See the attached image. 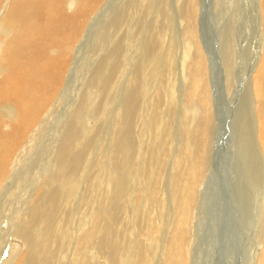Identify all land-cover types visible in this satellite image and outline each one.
<instances>
[{"label": "rangeland", "instance_id": "obj_1", "mask_svg": "<svg viewBox=\"0 0 264 264\" xmlns=\"http://www.w3.org/2000/svg\"><path fill=\"white\" fill-rule=\"evenodd\" d=\"M13 1L14 0H4L3 5L0 8V15H2L3 9L5 7H8V5H11ZM223 1L225 2V4ZM103 2H99L98 3L99 6L96 4L94 8H92V11L90 10L87 13L88 15L87 14L85 15V21H86L85 24H87L85 25L87 28L85 30L91 33H89L90 35L88 34L87 36L88 39L86 40L85 48L79 49L80 51L79 50L77 51V49H75L77 53L75 51L74 56L70 62L71 65L69 66V73L67 75L68 79L70 78L69 79L70 88H69L67 101L63 103L58 101L56 107L53 109V115L48 123L49 125L46 124V126L42 127L41 129L39 128V130L37 131L38 133L34 134L35 146L33 145L30 148L31 143L29 141L27 144L21 147L20 151H22L23 153L19 151V154L21 153L20 154L21 156L19 155L20 160L24 158L23 156L29 155V157L23 162H21L19 166H22L25 163L27 164V162L29 161H32V166H30L29 164V167L31 168L28 167L27 169L26 182H24L23 185L20 186L21 188L19 187V189L21 190L17 191L15 196H10V197L6 196L5 199L3 200V205L0 208V213H1L0 262H3L5 260L9 264H19L17 263L19 259L33 254V247L27 244L28 242H26L27 236H25V238L20 237V239L17 238L16 236H13L15 232L13 223L14 221H16L15 220L16 217L20 218L21 213H23L22 216L24 217V213L27 211V207L29 206L28 207L29 209L30 206L34 204L35 194L37 195L39 192H42L49 188V185L47 187L46 184H48L50 179L53 180V182H56L55 185L58 188L61 187L60 184L62 185V183L65 182V181L61 182L62 174L57 165V158L55 155H57V152L60 146L62 145V142L67 137V135H65L67 134L66 133L67 130H69L71 127L75 128L74 136H72L71 138V144H73L72 149L74 153L73 156L72 153H70L69 158L71 159V158H75L78 155H82V161H81V166H78L79 167L77 170L78 172L76 171L75 176L73 175L74 177H71L67 171L65 173L66 175L65 179L66 182H69L68 184L69 187H71V182L73 181L76 182L77 185L75 188L77 189L75 190L78 196H77V200L73 204L74 206H70L72 209L68 206L64 207L65 211H62L64 214L60 212L56 217L57 220L54 222V226L56 227V228L54 227L56 229V233H57V228L59 229V238L57 242L51 241L50 243L51 245H49V249L50 250L56 249L54 261L55 263L57 262V264H73L74 261L76 260L79 261L80 256L76 253L77 247L75 246L78 240H80L79 238L83 235V233L87 231L93 224L95 210L98 207H101L99 205L100 203L102 204L105 203V206L110 210L118 207L117 200H119L120 197L117 195V189L115 187L116 185H114L113 187L108 186L107 189L105 188V186L99 189L100 187H98L99 185L97 184V182H93L95 180L91 182V178L89 177L92 176L93 174L97 175L98 177L100 171L102 177L107 176L109 174L108 170H110L111 167L110 166L111 160L112 161L114 159L116 160V158L118 157L117 154L113 155L116 149L118 151V147L123 148L124 150L126 149L125 150L126 153L132 152L129 155V159H130L129 161L130 162L133 161L132 163L136 164L135 166H132L133 169L140 168V165H143L141 154L142 151L144 150L147 151L146 154H147L148 166H146V169H148L149 171H151L149 168L153 169L152 166L154 165L155 162H157L156 165H159L158 163L165 161V159L169 156L172 145L170 144V142L172 143V140L171 138L169 139V137L171 136L172 133L171 130H173V123L175 126H177L176 124L182 120L181 118L183 116V115L181 116V112L179 111L174 114L175 104L173 103H175L174 102L175 100L173 99L174 96L171 90H173V88H176L178 84L180 85L187 84L192 79L194 74L192 68H196V64H197V57H196L197 53L196 51H194L195 46L192 42H189L185 37L187 24L185 19L182 20L183 18L180 12V9L183 11L187 9V7L185 6L187 1L186 0H117V2L113 3V0H106L105 1L106 5L104 6L105 13H104L103 21L97 24L96 16L100 12L98 10H100V7L103 5L102 4ZM212 2H213L212 4H215V7L212 8L211 6L210 11L212 13L209 12V8H207L209 6L208 4L206 5L207 7H204L203 9V12H205L204 10L206 9L208 10L206 14L208 17L205 21L206 25H204V21H201L202 24L201 30L203 29L201 33L202 42L204 40V45L208 47L207 43L205 42L209 36V33H211L213 41L210 42V45L211 47L213 46L214 50L215 49L217 50V55L213 57V61H214L212 63L213 66L211 65L213 68H211L210 66L211 68L210 76L212 81L214 82V84L212 82L213 84L212 89L214 88V90L216 91V93L213 91L214 94L211 93V99L213 97V101H215V113H214V108L212 106V111H213L212 115L214 118V123L212 125V128L210 124L212 134H211V138L208 139L209 140L208 144L210 145H207L210 149L209 160L211 163V168L207 169L208 172L205 173L206 177L203 179V182L205 183L201 188L200 195L197 196L198 199H196L197 200L196 202L197 203L199 202V204L195 202V204L193 205L194 208L192 207L190 213L189 258H190V263L192 264H210V263L211 264H230V263L242 264V260L244 261L243 264H257L261 256V253L263 251L262 247L264 248V237H262L264 234L263 231L264 230V216H263L264 190L260 192L264 187V178H263L264 167L262 165L264 164V162L262 157L263 154L261 152L262 150L260 149V158L258 155L259 151L257 152L258 142L256 140L257 139L256 137L258 132L257 131L258 122H257V115L255 112L257 109L256 106L257 100H254L255 95H252L254 94L253 92L254 90L252 88L253 86L251 85L253 81L252 79L253 75L255 74L258 68L257 66H259V63H261L262 50L261 47L258 49V47L255 46L256 41H255L254 33L256 32L255 29L256 25H255V11L253 10L254 7L252 0H227V2L225 0H215V1L213 0ZM143 3L146 4L144 5ZM83 5H85V0L82 2L81 5L74 7L76 11L75 9L69 7H68V11L71 9L70 12L75 11L76 15H78L77 11H79ZM109 5H111L110 11L106 12L107 11L106 9H108ZM95 11H97L98 13ZM174 12L175 13L177 12V14L174 15L175 14ZM5 16L6 13H4L1 17L4 18ZM79 17L80 15L77 16V18ZM200 19L203 20L204 18H201L200 15ZM92 22H95L96 24L94 23L92 24ZM88 27L90 28L88 29ZM100 27H101V31L99 30ZM227 29H229L228 30L229 32L230 30L231 32L233 31L235 36H237L233 46L234 48H232L234 58L233 60H230L231 61L230 66L226 65L225 58L223 57L224 53L223 51H221L222 46L226 45L227 43L226 39L228 40ZM144 34H145L144 44L146 43V45L143 46L142 48L141 39ZM215 34L218 37L216 38V41H214ZM219 36H221L222 39ZM175 42L178 44H176ZM190 45L192 46L191 49H190L191 47ZM0 51H1L0 53L2 54L1 49ZM258 51H260V53H258ZM6 57L9 56L6 55ZM257 57L258 59L260 57V60H257ZM130 68L135 69L132 70L135 71V77L132 79H130L131 78ZM227 68H232L228 81H227L228 79ZM154 69L161 70L157 78L154 79L155 77L149 76L147 80H144L142 76L144 70L147 72L150 71L151 73L154 72L153 71ZM188 76L191 77L189 78ZM94 81H96V83ZM174 84L176 87H174ZM157 92L163 95L166 98V99L164 98V101L165 100L169 101V104L166 105L165 103L163 105L162 114H159L158 118H156L155 116L156 111H154V117H155L153 121L154 123L153 122L150 123L148 117H146L147 111L143 110L144 106L142 107L143 105L142 102L147 97L148 100L150 99L152 100V98H154ZM210 92H211V85H210ZM176 97H179L178 93L175 95L174 98ZM254 102L256 103L255 105H253ZM11 105L9 109H11L13 114H15L18 111V108L14 104ZM191 105L192 108H195L196 110L198 109V111L200 110L199 103L194 102V105L193 104ZM252 106H255V109L254 107L252 108ZM13 107L15 111H13L14 110ZM251 108L252 110L254 109L253 112L251 111ZM227 112H229V114ZM251 113L254 114L252 115ZM251 115L253 116V118L254 117L256 118L252 119ZM177 116L180 119H178ZM163 117H165L167 120L164 119ZM221 118L222 120H220ZM161 119L166 122H163L162 124ZM154 124L156 125L154 126ZM182 124L183 123L181 122V125ZM121 125L125 128L124 134H122V136L119 134L120 131L119 126ZM186 126L187 127L185 129L187 131L191 130V124L189 120L186 123ZM162 127L165 129H163ZM5 129H8V127H6ZM160 132H162L163 134ZM159 133L162 134L163 136H161ZM209 136H210V132H208L207 134V137ZM183 137H184L183 140L182 141L180 140V142L179 139L175 138L174 144L179 147L182 144V142L185 141L184 139H186L185 133H183ZM61 140L63 141L60 142ZM121 143H125V144L121 145L120 147ZM128 144L129 147L127 146ZM251 146L252 149L250 148ZM53 147L54 150H52ZM210 147H212L213 149ZM77 150L81 153H79ZM124 150L122 151V155L125 157ZM51 151H54V153L53 152L51 153ZM102 151L107 153V157L105 156L100 158L101 157L100 152ZM159 151H163L165 155L164 158L161 159V157H159L162 153L161 152L159 154ZM193 151H194V146L191 143H189L188 153H192ZM240 151L241 153H239ZM77 152L78 154H76ZM153 157L154 159H152ZM126 159H128V157ZM100 160L102 162L99 164L98 161ZM105 160L106 163L104 164ZM168 160L169 161L166 163L167 167H165L164 170L163 192L161 194L162 196L161 195H160L161 197L159 196V198L161 199L160 203L153 204L151 206V209L149 210L150 215L151 216L153 215L152 217L156 218L155 221L158 224L161 223V232H162V233L160 232L158 236L159 238L158 237L153 238L154 241L150 239L148 242H146V244H148L147 245L148 249H150L149 252L150 257L152 256L151 257L152 264L160 263L163 257L162 245L165 248L164 244H167L168 243L167 241L170 240L171 227L176 218L177 203L175 201V198L171 196L173 194V190H172L173 182L171 181V176L176 171V169H178L179 171L181 167L176 168L177 165L175 164V158L172 157V155L169 156ZM97 164L100 165L99 167L101 170L98 169L99 167ZM261 165L262 168L260 167ZM95 166H97L98 168H96ZM81 171L83 172L85 171L86 177H81V175L79 176V174H83L81 173ZM127 171L130 172L131 170L129 169ZM242 171L244 173H242ZM181 175L183 177L184 175L183 172L181 173ZM130 176L134 177L135 175L132 174ZM167 177L169 179H167ZM144 180L145 178H143L140 181L139 177L133 180H131L130 177L128 178V181L130 182L131 185V189L132 191L134 189L135 192L133 191L131 198L127 199V202L121 203L122 208L119 213V217L121 219L120 221L121 226L119 227L118 230L119 232H121L122 235L121 239L123 240V238L126 237L127 235L128 236L131 235L130 236L131 238L130 237L124 238L126 240L125 243L129 242L135 244L136 249H138L143 245L142 241L138 238L139 237V233L137 232L138 227L137 225H135V221L138 219V216L140 215L139 214L140 204L142 202V197H143L141 192V190H143V187H141L143 186V183L141 182ZM260 180L261 182L263 181L262 182L263 185L260 184L261 183ZM231 181H235L234 187L237 181L238 187L235 188L239 190V192H243V194L241 195L242 199H244L243 202L247 201L245 209L242 211V218H243L242 231L241 232L238 231L239 238H235L234 242H232V240L237 234L235 233L233 234V230L231 229L232 227L229 226V224L236 223V218L233 219L232 215L229 214L228 199L226 197V193L228 192L231 193L230 190L232 189L234 190V187H232L231 183H229ZM134 182L136 185L134 184ZM138 185L141 186L139 187ZM41 187H44V190ZM261 187L262 189H260ZM18 194L20 196L22 195L24 199L22 198V196L21 197L18 196ZM33 194L34 196L32 198L31 196ZM95 197L97 199L101 197L99 203L95 202L96 200ZM13 199H15L16 201ZM105 200L107 203L105 202ZM26 201L28 202V204ZM84 205H86L87 207ZM24 208L26 210H24ZM196 208H199V210ZM91 209L94 211H92ZM76 211L78 215L76 214ZM81 214H83L84 217ZM79 215L81 216V218L83 217L82 218L83 220L79 217ZM159 216H161V220L163 222L158 219ZM71 218L72 219L74 218V220H72ZM50 220L52 219L49 218L45 223L49 224L51 222ZM62 222L64 223L62 224ZM208 222H210L209 224L212 227H210ZM213 222L215 223V225ZM67 223L70 224L72 227H70V225L67 226L68 225ZM199 226L201 228H199ZM69 227H70V231L67 230ZM103 227L105 228L106 224H104ZM227 227L228 228L231 227L229 228L230 231H228L229 229ZM114 228L116 229L115 226ZM115 229H113V232L116 235L117 231ZM120 229H123V231L122 230L120 231ZM11 230L14 231L12 232ZM74 231L76 234L74 233ZM35 233L41 235V230H35ZM65 234L74 235L71 236L69 240H66V241H70L67 244H64L62 240ZM114 234L112 235L113 238H115ZM260 235L263 240H260L259 238ZM230 236L232 237L230 238ZM162 237L165 239V241H163L164 239ZM127 239L129 241H127ZM60 240L61 242H59ZM102 241L99 240L94 242L93 245H95L96 243L95 248L92 245L91 249L88 251L89 254L88 256L90 258H93L92 262L95 264H104V263L110 264L111 262H109L107 259H104L103 255L99 253L100 249L103 248ZM56 243H58L57 246H55ZM231 243L233 245H231ZM153 244L155 246H153ZM26 245H28L27 248ZM39 246H40V252L43 253L44 251H41L42 248L41 244ZM98 246L101 248H99ZM97 247L99 250L97 249ZM193 247L197 249L194 250ZM108 248L112 249L114 248V245L110 243L108 244ZM233 249L234 250L236 249L235 251L236 253H238V255L237 254L234 255L232 259V257H230L231 255L229 254V252L230 250ZM155 255L158 256L157 260ZM213 256H216V258L215 257L212 258ZM248 258L250 260H248Z\"/></svg>", "mask_w": 264, "mask_h": 264}, {"label": "bare ground", "instance_id": "obj_2", "mask_svg": "<svg viewBox=\"0 0 264 264\" xmlns=\"http://www.w3.org/2000/svg\"><path fill=\"white\" fill-rule=\"evenodd\" d=\"M83 1L84 0H14L11 5L7 4L8 7H5L3 9L2 15L4 13H6V16L4 18H2L1 17L2 15H0V49L2 50V54L0 53V188H1L0 189V208L3 205V200L5 199L6 196L7 197L15 196L17 191L21 190V189H19V187L21 185H23L24 182H26L27 169L29 167V164H30V166H32V161H29V162H27V164L25 163L22 166H19V164L21 162H23L24 160H26L29 157V155H25V156H23L24 158H22L20 160V156H21L20 154L21 153L19 154V151H20L21 147H23L29 141L31 143L30 148L33 145L35 146L34 134L38 133L37 131L39 130V128L41 129L42 127L46 126V124L49 123V121L53 115V109L56 107L57 102L59 101V102L63 103L65 101H67L69 88H70L69 87V83H70L69 79L70 78L68 79V77H67V75L69 73V66L71 65L70 62H71V60L74 56V53L76 51L75 49H77V51H78L79 49L85 48L86 40L88 39L87 36L89 33H91V32H87V30H85V29H87L85 26V25H87V24H85L86 23L85 15L90 10L92 11V8H94V6L96 4L98 5L99 2H103L104 0H85V5H83L81 7L82 9L80 8V10L77 11V14L80 15V17L77 18L78 15H76V13H75L76 9L74 7L81 5ZM105 1L102 3L103 5L100 7V10H98L100 12L98 13L97 11H95L98 13V15L96 16L97 18L94 16L96 18L97 24L103 21V17H104V13H105L104 6L106 5ZM186 1L187 2H186L185 6L187 7V9L185 11L180 9V12H181V16L183 18L182 20L185 19L186 24H187L186 25V31H185V37L189 42H192L195 46L194 51H196V53H197V56H196L197 57V64H196V68H192L193 66L191 67L194 71L192 79L185 85L182 84L184 81L181 83L182 85L178 84L177 87L174 84V87H176V88H173V90H171L174 97L177 93L179 94V97H176V98L173 97V99L175 100L174 101L175 103H173V104H175L174 105V114L179 111V112H181V116L182 115L183 116L181 118L182 119L181 121H179L177 124L175 122V124L177 126H175L173 123V130H171L172 133H171V136L169 137V139L171 138V140H172V143L170 142V144H172V145H171L169 156L172 155V157L175 158V164L178 166V167L176 166V168H179V167H181V168L179 171H178V169L175 168L176 171L171 176V181L173 182V184H172L173 194L171 196H173L175 198V201L177 203L176 218L172 224V227L170 226L171 227L170 240L167 241L168 242L167 244H164L165 248L162 245L163 257H162L159 264H192V263H190V258H189L190 213H191L192 207L194 208L193 205L197 201L196 200V199H198L197 196L200 195L201 188L203 187V185L205 183V182H203V179L206 177L205 173L208 172L207 171L208 168H211V163L209 160L210 149L207 145H210V144H208L209 143L208 139L211 138V134H212L211 128H212V125L214 123V118L212 115V112H213L212 106L214 108V113H215V101H213V97L211 99V93L214 94V92L216 93V91L214 90V88L212 89L214 82L212 81L211 76H210V69L213 68L212 67L213 66L212 63L214 62L213 57L215 55H217V50L216 49L214 50L213 46L211 47V45H210V42L213 41L211 33H209V36L205 42V43H207L208 47H206L204 45V40L202 42V34L201 33H202L203 29L201 30V26H202L201 21H204V25H206L205 21L208 17L206 15L208 10L205 8L206 10H204L205 12H203L204 7H207L206 5L208 4L209 6L207 8H209V12H211L210 11L211 6L213 8V7H215V4H212L213 0H210V2H209V0H186ZM225 1L227 2V0H225ZM252 1H253L252 2L253 7H254L253 10L255 11V25H256V28H255L256 32L254 33L255 34V41H256L255 46L258 47V49L261 47L262 57H261V63H259V66H257L258 68H257L255 74L253 75V78H252L253 81H252L251 86H253L252 88L254 90L253 91L254 94H252V95H255L254 100H257V104L255 102L253 103V105L256 104V106H257V109L255 111L256 115H257V122H258V126H257L258 132H257V137H256L257 138L256 140L258 142L257 152L259 151L258 155L260 158V149L262 150L261 152L263 154L262 157H263V162H264V0H252ZM3 2H4V0H0V8L3 5ZM115 2H117V0H113V3H115ZM224 4H225V2H224ZM110 6L111 5H109L108 9H106L107 10L106 12L110 11ZM68 7L75 9V11L70 12L71 9L68 11ZM219 7H220V4H219ZM79 12H80V14H79ZM106 14H108V13H106ZM176 14H177V12L174 15H176ZM94 15H96V14H94ZM200 15H201V18H204L203 20L200 19ZM87 18H88V16H87ZM91 19H93V18H91ZM180 21H181V19H180ZM180 21H179V23H180ZM93 23L96 24L95 22H92V24ZM183 27H185V26H183ZM89 28L90 27H88V29ZM92 28H93V26H92ZM181 28H182V26H181ZM215 29H218V28H215ZM99 30L101 31V27L99 28ZM183 30H184V28H183ZM228 30L229 29H227L228 40L226 39L227 43H226V45L222 46L221 51H223V53H224L223 57L225 58L226 65L230 66L231 65L230 60H233V58H234L232 48H234L233 46H234V43L236 41L235 39L237 36H235L233 31L231 32V30H230V32H229ZM210 32H211V30H210ZM144 36H145V34L143 35V37L141 39L142 48H143V46L146 45V43L144 44V42H145ZM157 37H159V36H157ZM219 37L222 39L221 36H219ZM216 38H218V37L215 34V40L214 41H216ZM176 44H178V43H176ZM191 48H192V46L190 47V49ZM217 48H219V47H217ZM73 50H74V52H73ZM77 51H76V53H77ZM72 52H73V55H72ZM176 52H177V50H176ZM186 53H187V51H186ZM258 53H260V51H258ZM82 54H83V52H82ZM6 55L9 57H6ZM71 55H72V57H71ZM259 55H257V56H259ZM193 60H195V59H193ZM257 60H260V57H259V59L257 57ZM68 62H69V65H68ZM120 62H121V60H120ZM206 65H207V67H206ZM210 66H211V68H210ZM182 67H183V65H182ZM225 68H226V66H225ZM133 69L134 68H130L131 71ZM231 69L232 68H227V78H228V79L226 78L227 81L229 80ZM131 71H130V74H131L130 79L135 77V71H132V72ZM153 71L154 72L150 73V71L147 72L144 70V73L142 75L144 80H147L149 78V76L155 77L154 79H156L157 76L160 74L161 70H159V69L155 70L154 69ZM98 72H100V71H98ZM96 81H94V82L96 83ZM212 82H213V84H212ZM210 85H211V92H210ZM141 86H142V84H141ZM252 88H251V90H252ZM252 95H251V97H252ZM147 98L143 100L142 107L144 106L143 110L147 111L146 117H148L150 123H152L155 119L154 111H156L155 116H156V118H158L159 114H162L163 105L165 103H166V105L169 104V101H167V100L164 101L165 97L163 95L159 94V92H157L155 94V96H154V98H152V100L151 99L148 100ZM194 102L200 104V110L199 111H198V109L196 110L195 108H192L191 104L194 105ZM11 104H14L18 108V111L16 112L17 114L15 113L16 115L13 114L11 109H9ZM173 104H172V106H173ZM11 107H12V105H11ZM14 107H13V109H14ZM57 107H58V105H57ZM253 107L255 109V106H252V108ZM249 108H250V106H249ZM252 108H251V111L253 112L254 109L252 110ZM13 111H15V109ZM247 112H248V110H247ZM227 113L229 114V112H227ZM119 115H120V113H119ZM188 115H190V116H188ZM163 118L166 119L165 117H163ZM177 118H178V116H177ZM254 118H256V117H254ZM254 118L252 116V119H254ZM178 119H180V118H178ZM188 120L190 121V124H191V130H189V131H187L185 129L187 127L186 123L188 122ZM215 120H217V119H215ZM220 120H222V118ZM130 121H132V120H130ZM163 122H166V121L162 120L161 123L163 124ZM181 122L183 123L182 125H181ZM254 122H256V121H254ZM156 124H157V122H156ZM156 124H154V126ZM210 124H211V128H210ZM123 125H124V123H123ZM6 127H8V129H5ZM119 128H120L119 134L122 136V134H124L125 128L122 125L119 126ZM162 128H161V130H162ZM254 128H255V126H254ZM163 129H165V128H163ZM221 129H222V127H221ZM74 131H75V128H73V127H71L69 130H67V132H66L67 134H65V135H67V137L65 138L64 141L63 140L60 141V142L63 141L62 145L60 146L59 150L57 149L58 152H57V155H55L57 158V165H58L59 170L61 171V174H62V177H61L62 181L61 182H63V181H65V182L62 183V185L60 184L61 187L58 188L55 185L56 182H53V180L50 179L48 184H46L47 187L49 185V188L47 190H44V187H41V188H43L44 191H42V192L38 191L39 193L37 192L38 193L37 195L34 193L35 196H34V194L31 196L32 198L34 196L35 201L33 200L34 204L31 203L32 206H30L29 209H28L29 206L27 207V211L24 213L25 218L22 216L23 213H21L20 218L16 217V219H15L16 221H14V223H13L14 229H15L14 234L12 233L13 236H16L19 239H20V237L25 238V236H27V239H26V242H28L27 244H29L30 246L33 247V254L29 255L27 257H22L21 259H19L17 261V263H19V264H57V262L55 263V261H54L56 249H53V250L49 249V245H51L50 244L51 241L57 242V240L59 238V229L57 228V233H56V229H55L56 227L54 226V222L57 220L56 219L57 215L60 212L65 211L64 207L74 206L73 204L77 200V196H78L76 193V190H75V189H77V188H75L77 185L76 182H74V181L71 182V187H69L68 186L69 182H66V179H65L66 171L70 174L71 177L75 176L76 171L79 168L78 166H81V161H82V155H78L75 158H71V159L69 158L70 153H72V156L74 153V151L72 149L73 144H71V138H72V136H74ZM162 132H163V130H162ZM162 132H160V133H162ZM208 132H210L209 137H207ZM183 133H185L186 139H184L185 141H183L182 144L178 147L174 144V142H175L174 139L177 138V139H179V142H180V140L182 141L184 138ZM162 134H160V135L163 136ZM37 138H39V137H37ZM72 141H73V139H72ZM160 141H161V139H160ZM159 142H157V143H159ZM162 142H163V140H162ZM189 143H191L194 146V151L192 153H188ZM124 144L125 143H121L120 147H121V145H124ZM26 146H28V145H26ZM127 146L129 147V144ZM55 147H56V145H55ZM159 147H160V145H159ZM210 148H212V147H210ZM250 148L252 149V146ZM76 149H77V147H76ZM128 149H130V148H128ZM52 150H54V147ZM123 150H124L123 148H119V147H118V151L116 149L117 152L115 151L113 154V155H115V154L118 155L116 160L114 159L112 161L111 160L112 156H111V158H110V160H111L110 166L111 167H110V170H108L109 174L107 176L102 177L101 171H100V173L98 172L99 174L97 173L98 177L95 174H93L92 176H89L91 178V182L93 180H95L93 182H97V184L99 185L98 187H100L99 189H101L104 186L107 189L108 186L113 187L114 185H116L115 187L117 189V195L120 197V199L117 200L118 207H116L114 205L116 208L112 209V210L107 208L105 206V203L99 204L101 207H98L95 210V216H94L93 224L91 225V227L88 230L86 229L87 231H85L81 237L79 236L80 240H78L75 247H77L76 253L80 256V259H79V261H77V260L74 261L73 264H95L92 262L93 258H90L88 256L89 255L88 251L91 249L94 242L99 241V240H101V241L103 240L102 241L103 248L100 249L99 253L101 255H103L104 259H107L109 262H111L110 264H152V259H151L152 256L150 257V254H149L150 249H148V247H147L148 244H146V242H148L150 239L153 240V238H157L159 236V234L161 232V223L158 224L155 221L156 218H153L152 217L153 215L152 216L150 215L149 210L151 209V206L153 204L160 203L161 199L159 198V196L163 192L164 170H165V167H167L166 163L169 161L168 160L169 156L165 159V161L158 163L159 165H156L157 162H155L154 165L152 166L153 169L154 168L155 169L153 170V169L149 168L151 170V171H149L148 169H146V166H148L147 154H146L147 151L144 150V151H142V154H141V157L143 160V165H140V168H134L133 169L132 166H135L136 164L132 163L133 161L132 162L129 161L130 160L129 155L132 152L126 153L125 152L126 149H125L124 150L125 157H124L122 155ZM239 150H240V148H239ZM156 151H157V149H156ZM20 152H22V151H20ZM52 152L54 153V151H51V153ZM78 152L76 154H78ZM27 153H29V152H27ZM79 153H81V152H79ZM100 153H101L100 158L105 157V156L107 157L106 152L102 151ZM160 153H161V155L159 157H161V159L164 158L165 155H164L163 151H159V154ZM239 153H241V151ZM126 155H127L128 159H126L127 158ZM213 157H214V155H213ZM215 158H216V155H215ZM152 159H154V157ZM101 162H102L101 160L98 161L99 164ZM105 163H106V160L104 161V164ZM117 163H118V166H117ZM99 164H97L98 167L100 166ZM262 165L264 167V164H262ZM262 165L260 166L261 168H262ZM55 167H57V166H55ZM95 167L98 168L97 166H95ZM29 168H31V167H29ZM101 168H102V166H101ZM170 168H172V167H170ZM98 169H100V167ZM129 169L131 170L130 172L127 171ZM225 170H226V168H225ZM182 172L184 174L183 177L181 175ZM32 173H33V171H32ZM81 173H83V174H79V176L81 175V177H86L85 171L84 172L81 171ZM242 173H244V172L242 171ZM132 174L135 176L134 177L130 176ZM260 174H261V172H260ZM262 174H263V172H262ZM263 176H264V174H263ZM129 177L131 180L137 179L139 177L140 181L143 178H145V180L141 182V183H143V186L140 185L141 187H143V190H141L143 197H142V202L140 204V211H139L140 215L138 216V219L136 221L134 220L135 225H137V227H138L137 228V232L139 233L138 238L142 241V244H143L138 249H136L135 244H133V243H129V242L125 243L126 240L124 238L130 237L131 235L128 236L126 234L127 236L126 237L123 236L124 238L122 240L121 239V236H122L121 232H119V230H118L119 227L121 226L120 225L121 219L119 217V213H120L121 208H122L121 203L127 202V199L131 198L133 191L135 192L134 189H133V191L131 189L130 182L128 181ZM68 179H71V178H68ZM167 179H169V178L167 177ZM39 180H41V179H39ZM61 182H59V183H61ZM135 182H134V184H135ZM234 182L235 181L229 182V183H231L232 187H234ZM260 182H261V180H260ZM262 182L260 184H262ZM223 183H225V182H223ZM238 184H239V182H238ZM235 187H238L237 181L235 183ZM235 187H234V190L233 189L230 190L231 193H229V192L226 193V197L228 199L229 214L232 215L233 219L236 218V223L229 224V226L232 227V228L231 227H229V228H231L233 230V234L234 233L237 234L233 238L232 242H234L235 238H239L238 237L239 236L238 231H240V232L242 231V227H243L242 211L245 209L246 202H247V201L243 202L244 199H242V197H241L243 192H239V190H237ZM260 189H262V187ZM263 190H264V187L260 192H262ZM25 192H24V195H25ZM227 194H228V196H227ZM18 196H20V195L18 194ZM133 197H134V195H133ZM22 198H23V196H22ZM100 198L97 199L95 197V199H96L95 202L99 203ZM93 199H94V197H93ZM13 200H15V199H13ZM91 201H92V199H91ZM162 201H163V198H162ZM105 202H106V200H105ZM257 202H258V200H257ZM27 204H28V202H27ZM197 204H199V202ZM161 205H162V203H161ZM256 205H258V204H256ZM84 206H86V205H84ZM89 206H90V204H89ZM201 206H203V205H201ZM158 207H159V205H158ZM25 208H24V210H26ZM75 209H76V207H75ZM196 209L199 210V208H196ZM86 210H87V208H86ZM172 210H173V208H172ZM92 211H94V210H92ZM165 211H166V209H165ZM72 212H73V210H72ZM76 214L78 215L77 211H76ZM83 214H84V211H83ZM83 214H81V215L83 216ZM0 215H1V213H0ZM18 217H19V215H18ZM79 217L81 218L80 215H79ZM49 218L52 219V220H50L51 222L49 224L45 223ZM76 218H77V216H76ZM193 218H195V217H193ZM158 219L161 220V216H159ZM163 219H164V217H163ZM210 219H211V217H210ZM257 219H258V217H257ZM72 220H74V218ZM258 221H259V219H258ZM63 223L64 222H62V224ZM103 223L106 224L105 228L103 227V225H104ZM209 223L210 222H208V224ZM191 224H192V222H191ZM208 224H207V226H208ZM60 225H61V223H60ZM69 225L70 224H68L67 226H69ZM214 225H215V223H214ZM11 226H12V224H11ZM83 226H85V225H83ZM114 226L116 227V229L114 228ZM70 227H72V226L70 225ZM70 227L67 229L68 231H70ZM210 227H212V226L210 225ZM132 228H133V226H132ZM199 228H201V227L199 226ZM113 229H115L117 231L116 235L114 234ZM259 229H260V226H259ZM35 230H41V235L40 234L38 235L37 233H35ZM60 230H61V228H60ZM121 230L123 231V229H120V231ZM225 230H226V228H225ZM228 231H230V229ZM112 232H113L115 238L112 237V235H113ZM74 233H75V231H74ZM71 236H74V235L65 234L64 238L62 239L63 243L64 244L69 243L70 241H66V240H69L71 238ZM232 236H230V238ZM262 237H264V234ZM259 238H260V240H263L261 238V235ZM72 241H73V239H72ZM127 241H129V240L127 239ZM163 241H165V239ZM59 242H61V240ZM58 243H56L55 246H57ZM110 243L114 245V248H112V249L108 248V244H110ZM40 244L42 246L41 251H44L43 253L40 252V246H39ZM159 244H157V245H159ZM95 245H96V243H95ZM95 245H93L94 248H95ZM195 245H198V244H195ZM231 245H233V244L231 243ZM27 246L28 245H26V248H27ZM153 246H155V245L153 244ZM262 246H263V244H262ZM98 247H97V249H98ZM99 248H101V247H99ZM209 248H211V247H209ZM193 249L195 250L197 248L193 247ZM262 249H263V251L261 253V256H260L257 264H264V248L262 247ZM210 250H212V249H210ZM235 250L233 249V250H230V252H229V254L231 255L230 257H232V259H233L234 255H236V254L238 255V253H236ZM208 251H209V249H208ZM155 256H156V260H157L158 256L157 255H155ZM214 257L216 258V256H213L212 258H214ZM248 260H250V259L248 258ZM198 262H199V260H198ZM243 262L244 261L242 260V264H243ZM0 263L1 264H9L5 260L3 262H0ZM155 263H156V261H155Z\"/></svg>", "mask_w": 264, "mask_h": 264}]
</instances>
